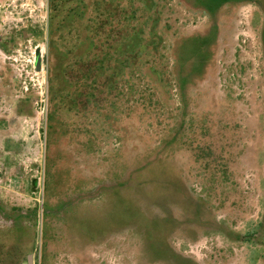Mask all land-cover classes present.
Masks as SVG:
<instances>
[{
    "label": "rangeland",
    "instance_id": "rangeland-1",
    "mask_svg": "<svg viewBox=\"0 0 264 264\" xmlns=\"http://www.w3.org/2000/svg\"><path fill=\"white\" fill-rule=\"evenodd\" d=\"M95 1L0 0V264H264V0ZM133 27L92 106L68 65Z\"/></svg>",
    "mask_w": 264,
    "mask_h": 264
},
{
    "label": "trees",
    "instance_id": "trees-1",
    "mask_svg": "<svg viewBox=\"0 0 264 264\" xmlns=\"http://www.w3.org/2000/svg\"><path fill=\"white\" fill-rule=\"evenodd\" d=\"M230 0H203V3L206 7L209 8L210 11H214V9L219 6L220 4H223ZM96 6L94 9L101 10V7H104V5L114 6L115 4L119 6V3H115L114 0H96L95 1ZM80 13H77V16H80ZM111 13L108 15L105 13H99L100 16H106L109 17ZM85 15H82L80 18H83ZM134 14H132L131 18H134ZM113 17H110L112 19ZM76 19V17H75ZM126 24H129V19L124 16ZM129 25L125 29L128 30ZM92 28V26H91ZM121 30L120 28L118 30L111 29L110 32L104 31V29L99 30H88V35L93 34L94 37H96L97 34L105 33L106 36H108V40H111L112 37L116 38L114 40V44L120 45L122 42L126 43L125 46H120L118 49L111 53L109 51V47L106 44V46L103 49V52L98 55L99 53H94V51L87 55H81V56H75L72 59V63L69 66V70L66 72V75L75 72L77 74V80L76 82H80V85H83L87 88L86 94L88 95L87 102L91 103L92 106H100V101L102 100L97 99L98 94H108L113 93L114 90L117 87L118 81H125L124 74L126 70L132 67L133 64V55H136V47H139L140 45H143L141 35H139V30L132 28V33L128 32L127 30ZM81 34L79 33L78 37H80ZM120 36V37H119ZM119 37V38H118ZM92 38V36H91ZM90 38V46H93V49L95 50V41L94 44H92ZM84 40V39H83ZM207 39L205 38V41H201L203 45L207 44ZM113 44V45H114ZM98 46V45H97ZM193 55H195L198 52V49L196 46H192L191 48ZM199 64V62H198ZM122 79V80H120ZM104 90V91H103ZM82 92V91H81ZM78 92L79 99L82 100L83 93ZM58 97H64L65 101H70V106L73 108L76 107L78 100L77 95L74 97V93L71 91H65L58 95ZM100 100V101H99Z\"/></svg>",
    "mask_w": 264,
    "mask_h": 264
},
{
    "label": "water",
    "instance_id": "water-1",
    "mask_svg": "<svg viewBox=\"0 0 264 264\" xmlns=\"http://www.w3.org/2000/svg\"><path fill=\"white\" fill-rule=\"evenodd\" d=\"M37 67H38V69L40 68V59H38ZM28 264H33V255L32 254L28 255Z\"/></svg>",
    "mask_w": 264,
    "mask_h": 264
}]
</instances>
